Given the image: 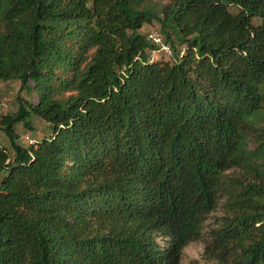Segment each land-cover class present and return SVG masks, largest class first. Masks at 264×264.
I'll return each instance as SVG.
<instances>
[{
  "label": "trees",
  "instance_id": "1",
  "mask_svg": "<svg viewBox=\"0 0 264 264\" xmlns=\"http://www.w3.org/2000/svg\"><path fill=\"white\" fill-rule=\"evenodd\" d=\"M12 80L38 99L0 121V264H264V0H0Z\"/></svg>",
  "mask_w": 264,
  "mask_h": 264
},
{
  "label": "rangeland",
  "instance_id": "2",
  "mask_svg": "<svg viewBox=\"0 0 264 264\" xmlns=\"http://www.w3.org/2000/svg\"><path fill=\"white\" fill-rule=\"evenodd\" d=\"M159 6L161 4L168 3L169 0H155ZM231 10L237 12L238 9L236 7H231ZM152 29H160V23L158 21H154L151 24H146L142 29V32L149 33ZM168 60L174 61V57L172 54L168 53H158L154 60ZM19 96L27 99L29 101H37L38 99V91L31 90L28 88H24L21 90V82L19 80L12 81H0V121L2 115L5 114H14L17 112L19 108ZM31 127H27L23 120L16 124V131L19 134V138L17 142L25 147H29L31 144L29 139H33L34 141H38L44 137H49L53 134V129L51 125L45 120L32 116L30 118ZM1 125V122H0ZM0 144L7 148L10 156L13 158L15 155V151L13 149L11 139L7 135L4 129L0 127ZM253 147L254 144L252 143ZM240 170H232L230 171L233 175H240ZM223 201L221 202L219 208L212 212L210 217L205 222L204 234L205 238L209 237V231L217 225L220 217L224 214V209L222 207ZM206 250V241H193L189 243L185 249L184 254L182 256L181 264H214L213 260L208 258V255L205 253Z\"/></svg>",
  "mask_w": 264,
  "mask_h": 264
},
{
  "label": "built area",
  "instance_id": "3",
  "mask_svg": "<svg viewBox=\"0 0 264 264\" xmlns=\"http://www.w3.org/2000/svg\"><path fill=\"white\" fill-rule=\"evenodd\" d=\"M148 36L149 39L156 45L155 48L151 50V60H154L158 53H172L170 45L162 38L157 29H152ZM29 142L30 144H36V141L33 139H29Z\"/></svg>",
  "mask_w": 264,
  "mask_h": 264
}]
</instances>
